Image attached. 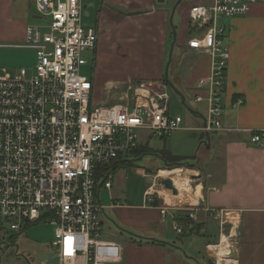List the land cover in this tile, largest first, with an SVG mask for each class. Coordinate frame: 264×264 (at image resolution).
<instances>
[{
    "label": "built area",
    "instance_id": "1",
    "mask_svg": "<svg viewBox=\"0 0 264 264\" xmlns=\"http://www.w3.org/2000/svg\"><path fill=\"white\" fill-rule=\"evenodd\" d=\"M31 1L43 22L28 24L16 47L32 49L35 63L0 70V245L10 231L48 221L57 264H122L121 244L105 237L99 190L111 188L117 160L129 158L140 139L166 138L182 118L169 112L164 80L130 81L122 100L94 102L80 68L84 53L96 49L98 31L82 24L81 1ZM260 1L211 0L189 9L195 34L186 45L210 56L208 75L196 81L203 94H194L206 107L201 131L233 130L222 122L229 51L219 19L244 15ZM249 141L264 147V128L250 130ZM150 189L144 195L153 203ZM174 229L182 233L176 223Z\"/></svg>",
    "mask_w": 264,
    "mask_h": 264
},
{
    "label": "crops",
    "instance_id": "2",
    "mask_svg": "<svg viewBox=\"0 0 264 264\" xmlns=\"http://www.w3.org/2000/svg\"><path fill=\"white\" fill-rule=\"evenodd\" d=\"M14 1L24 7L23 0ZM80 1L82 24L84 22V26L98 31L94 64L91 67L94 71L91 77L92 88H95L96 94L101 95L105 84L110 82L99 79L100 71L95 62L96 56L104 48L106 37L112 41L111 45H116V50H121V44L124 43L127 50L123 56L133 55L134 51L137 53L138 59L143 60L148 67V70L145 68L146 78H163L169 37L172 35L170 8L159 0ZM210 1L195 0V3L206 4ZM15 11L13 2L1 1L0 18L6 19L7 16V20H10ZM176 19V37L181 43L184 42L181 39L186 31L187 15L180 10ZM228 19L227 23L220 22L225 28L224 45L229 51L222 93V122L233 130L210 131L214 132L217 158H208L206 152H203L202 138L205 131L200 130L203 123L196 124L191 118L187 123L182 120L180 127L169 138H162L165 141L168 139L167 147L170 151L161 149L179 157H190L196 153V162L201 159L203 163L219 159L222 174L215 173L211 178L213 180L201 182L202 193L191 202L195 203L201 198L203 205L184 204L183 209L175 207L174 210L173 207H164L163 203H147L149 196L144 194L148 187L142 193L140 204H112L111 207L116 212L115 217H112L113 221L121 225L124 230H120L129 237V241L124 246L121 245L122 264H195L191 258H195L200 264H208V257L215 255L210 246L221 243L223 237L231 241L232 230L237 236V242L230 243L236 254V258H232L236 260L235 264H264V147L255 146L249 141L250 130L264 128V1L251 4L244 15ZM120 40L121 44L118 42ZM184 48L191 57V62L190 59L183 62L184 67L189 66L188 75L180 78L175 72V82L182 80V92L187 90L188 93L203 94V89L196 87V81L208 75L210 56L188 48L186 42ZM176 61L175 70L181 63L178 59ZM175 87L178 88L176 84ZM237 99H242L243 103L236 107L234 115V110H231ZM210 133L212 142L213 134ZM148 139L144 140L146 145ZM146 145L143 147L139 144L141 149H148ZM139 171L147 176L143 169ZM211 175L207 176L212 177ZM178 199L165 197V201L170 204L173 201L177 203ZM164 210L166 219L162 221L161 213ZM190 213L192 217L189 216ZM224 214L225 218L219 220ZM184 222L187 223L186 230L182 229V233L178 234L174 224L182 228ZM229 223L230 232H227L226 226ZM157 224L162 226L157 227ZM133 227L139 229L134 230ZM170 227L177 238L175 241L169 234ZM197 234L203 235L204 241H200L203 243L202 255ZM188 248L192 250L188 252ZM214 260L215 264H221L217 262L216 256Z\"/></svg>",
    "mask_w": 264,
    "mask_h": 264
},
{
    "label": "rangeland",
    "instance_id": "3",
    "mask_svg": "<svg viewBox=\"0 0 264 264\" xmlns=\"http://www.w3.org/2000/svg\"><path fill=\"white\" fill-rule=\"evenodd\" d=\"M1 1L2 0H0V3ZM10 1L13 2L14 6L16 7V11L14 12L13 17H11L10 20H7V16L6 19L0 18V21L2 22H0V70L2 68H6L8 70H12L18 67L31 68L35 63L34 51L32 49L24 47H16V45L24 44L25 39L23 38V28L26 27L27 24H40L43 21L41 19L39 20L33 17L36 14V9L31 0H23L24 7L21 3H17L14 0ZM204 1L208 2L210 0ZM175 2L173 0H166L162 3L172 10ZM194 3L195 0H182L176 6V11L174 10L175 14L173 17V26L177 21L176 18H178L180 10L184 11L187 15L186 31L184 37L181 39L184 42H186L187 38L195 34V32L191 29L189 21V9ZM228 18L230 17H222L219 21V25H222L221 23H227L229 20ZM176 36L178 37V34ZM177 37L172 50L170 62L171 64H169L168 67V79L174 85V87L176 84V86L179 88L177 89L181 92V95L184 96L185 102L182 103L181 96L174 90V88L172 89L169 85H167L166 91L168 92L170 98L169 112L173 115H180L184 123H187L188 120H190L189 118H191L194 123L200 124V122L203 123V118L199 116V113H201L203 117L205 116V103L194 101V94L188 93L187 90H183L182 92V80H180L179 82H175V72L179 74L178 76L180 78L186 77L188 75L189 66L184 67L183 62L189 59L191 62V57L184 48V42L180 43ZM105 40L106 41L104 44V48L102 49L101 53L96 56L97 61L95 62H97L100 71L98 75L100 77L99 79L109 80L110 82L105 84L103 91L100 93L101 95L96 94L97 91L94 87L92 88V100L94 102L114 103L122 100L120 97L123 95V92L126 90V85L130 81L136 82L139 80H158L151 77L146 78L145 75L147 74V71L145 70V68H147L148 70V67L144 64L143 60L138 59V55L135 51L133 55L123 56L124 52H126L127 49L121 40L118 41L120 44L122 43L121 50H116V45H111L112 41L107 40V37L105 38ZM172 40L173 37L171 35L169 37V48ZM133 46L136 45L133 44ZM94 56V52L84 53L86 64L80 68V73L86 75L89 79H91L94 73V71L91 70V67L94 64ZM177 59L180 60L181 63L178 65L177 70H175ZM161 80H163V78ZM237 106V104L233 105V109L231 110V112L234 110V115L236 114L235 109ZM189 109L195 111L196 114L191 113ZM213 133L214 132H211L210 134ZM169 137L170 136H168V138ZM212 137L213 141L211 142L209 140V146H207L208 143L205 142L206 135L202 138V150L203 152H206L208 158H217L214 134ZM174 139L175 137L173 138V140ZM171 140L172 138H170V141ZM167 142L168 139H166L165 141L160 137L152 136L148 139V143L146 145L144 139H140L139 144H142L143 147L144 145L148 147L147 150L145 149L146 152H144L141 156H137L136 158L135 156H129V158H126L127 160H129V162H118L117 166L112 171V187L109 189L101 187L99 198L105 208V213L102 215L105 237L113 238L123 246L129 241L128 235L120 230L123 227L117 223H114L113 221L114 219L112 217L116 215V212L115 208L111 207L112 204H115L117 202L124 205L140 204L142 201V193L147 189V187L149 188L150 186H152V189H150V191L155 194V198H153V200L156 199L159 203H163V199L165 198L164 191H166V189L159 182V180H157V178L164 179L169 177H155V175H157L158 173V171H156L158 168L161 169L165 167L164 159L162 160L157 154L161 152V149L170 151V148L167 147ZM149 150H151V153H147V151ZM192 156L193 154L190 155V157L184 158L183 161L184 163H186L184 166L174 165L173 167L182 168V173L184 172L183 174L187 177V180H185V184H189L188 187L192 188L193 186L199 184L200 188L198 194L195 196H189L188 192L181 190V194L188 195V197L185 199H178L176 201L177 203H175V201H173L172 204L168 203L169 205L167 207H173L174 210L175 207L183 209L185 205L193 204L194 202L191 201L199 197V195H201L202 193L201 182L207 181L206 183H208L209 180H213L211 178H213L215 173L222 174V168H220L221 163L219 159L216 161H206L205 163H203L202 159L200 160V162H196L198 160V157ZM140 169H143V172L147 174L146 177L145 175L140 173ZM208 174H212V177H208ZM147 178H153V183H148ZM185 184L181 186L183 187ZM168 197L169 196H167V198ZM149 202L150 200H148L147 203ZM194 204L198 205V201ZM223 218H225V214L224 216L219 217V220ZM166 224L168 225V222ZM160 226H162V224H157V227ZM230 227L231 224L229 223L226 226L227 232H230ZM133 228L134 230L139 229L138 227ZM153 228H156V226L153 225ZM168 231L171 235V239L175 241V239L177 238H175V233L174 231H172L171 227L168 228ZM231 235H233V237L230 238L231 241H229L227 237H223L221 239V243L222 240L228 241L229 245H231V242H237L236 234L232 233ZM1 236H3L2 233H0V237ZM4 237V241H6V244L0 245V264H57L56 250L51 243L54 238V228L51 224H49L48 221L26 225L21 232L15 233L14 231H10L9 233L5 234ZM202 237V234H197L199 242L204 241ZM183 238L187 239L188 237L183 236ZM221 243L219 244L221 245ZM199 247V249L201 250V255L204 254L202 242H200ZM191 250V248L187 249L188 252H190ZM191 259L195 264H200L199 261L195 258ZM201 260L202 259L200 258V262ZM217 260L218 262H222L218 258Z\"/></svg>",
    "mask_w": 264,
    "mask_h": 264
},
{
    "label": "bare ground",
    "instance_id": "4",
    "mask_svg": "<svg viewBox=\"0 0 264 264\" xmlns=\"http://www.w3.org/2000/svg\"><path fill=\"white\" fill-rule=\"evenodd\" d=\"M182 171H183L182 168H174L171 170L161 168L158 171L159 176L169 177L172 180L173 185L178 189V193L176 195L164 191L165 197L169 196L172 199H175V197L179 198V199L187 198L188 195H182L180 192L181 190L188 192L189 196H195L198 194V191L200 188L199 184H197L193 189L188 187L189 184H185V180H187V177H186V175L183 174L184 172L182 173ZM183 184H185V185L182 187L181 185H183ZM165 203L168 204L166 201H165ZM232 233H234V230H232ZM219 245L220 244L210 246L211 249H214L216 260H217V258L220 259L222 262H219V263H221V264H235L236 260H233L228 255L229 246H230L228 244V241L223 240L220 247H219ZM217 262H218V260H217Z\"/></svg>",
    "mask_w": 264,
    "mask_h": 264
},
{
    "label": "water",
    "instance_id": "5",
    "mask_svg": "<svg viewBox=\"0 0 264 264\" xmlns=\"http://www.w3.org/2000/svg\"><path fill=\"white\" fill-rule=\"evenodd\" d=\"M181 1L182 0H176L175 4H174V6H173V8L171 10V14H170V23H171V27H172V37H173V40H172V43L170 44V48H169V52H168V61H167L166 65H165L163 79L167 83V85H169L172 89L174 88V90L181 96V102L184 103L185 102L184 101L185 100L184 96L181 95V92L176 87H174V85L168 79V67H169V64L171 62L172 50H173L174 42L176 40V30H175V27L172 24V16H173V12H174L176 6ZM33 17H36V16L34 15ZM189 111L191 113L196 114V112L193 111L192 109H189ZM199 116L203 118V125H204L205 124V118L201 115V113H199ZM205 135H206L205 142L208 143L207 146H209V140H210L209 132L208 131H205ZM157 155L163 160V157L160 154H157ZM164 163H165V166L166 167H169L170 166V163L166 162L165 160H164ZM157 180H159V182L164 186V188L166 189V192L171 193V194H174V195H176L178 193L177 188L173 185L172 180L170 178H164V179L157 178ZM153 181H154L153 178H147V182L148 183H153ZM198 204L199 205H203V201H202L201 198L199 199ZM121 229H123V228H121ZM228 255L231 258H234V259L236 258V254L234 253V247H233V245H230L229 246V253H228ZM214 259H215V255L209 256L208 259H207L208 264H215V260Z\"/></svg>",
    "mask_w": 264,
    "mask_h": 264
},
{
    "label": "trees",
    "instance_id": "6",
    "mask_svg": "<svg viewBox=\"0 0 264 264\" xmlns=\"http://www.w3.org/2000/svg\"><path fill=\"white\" fill-rule=\"evenodd\" d=\"M164 80V79H163ZM147 150V149H146ZM144 152H146L145 151V148L143 149H141L140 148V146L137 148V149H135V150H133V152L131 153V156H135V157H137V156H140V155H142ZM147 153H151V150H149V151H147ZM159 154L163 157V159L166 161V162H170V166L169 167H163L164 169H171V168H174L173 166L174 165H185L186 163H184V158L185 157H179V156H173V155H171L169 152H165V151H161V152H159ZM128 157V156H127ZM192 157H197L196 156V153L192 156ZM118 162L119 161H122V162H125V161H128L127 159H126V157L125 158H123V157H120L118 160H117ZM117 162V163H118ZM129 162V161H128ZM159 169V168H158ZM157 169V170H158ZM156 170V171H157ZM158 203V200H154V202H153V204L154 205H156ZM185 224H182V229H183V231H185L186 230V227H187V223L186 222H184Z\"/></svg>",
    "mask_w": 264,
    "mask_h": 264
},
{
    "label": "flooded vegetation",
    "instance_id": "7",
    "mask_svg": "<svg viewBox=\"0 0 264 264\" xmlns=\"http://www.w3.org/2000/svg\"><path fill=\"white\" fill-rule=\"evenodd\" d=\"M168 163H170V162H168Z\"/></svg>",
    "mask_w": 264,
    "mask_h": 264
}]
</instances>
